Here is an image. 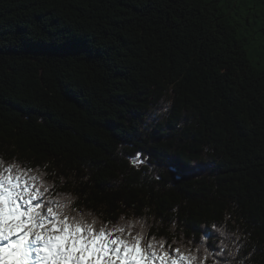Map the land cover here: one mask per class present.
<instances>
[{
  "label": "trees",
  "instance_id": "1",
  "mask_svg": "<svg viewBox=\"0 0 264 264\" xmlns=\"http://www.w3.org/2000/svg\"><path fill=\"white\" fill-rule=\"evenodd\" d=\"M0 160L195 264H264V0H0Z\"/></svg>",
  "mask_w": 264,
  "mask_h": 264
},
{
  "label": "snow or ice",
  "instance_id": "2",
  "mask_svg": "<svg viewBox=\"0 0 264 264\" xmlns=\"http://www.w3.org/2000/svg\"><path fill=\"white\" fill-rule=\"evenodd\" d=\"M236 56L246 59L244 50ZM49 191L31 170L0 163V264H194L197 259L179 249L173 258L163 241L146 240L130 223L97 227L71 201L46 199ZM249 258L233 264H247Z\"/></svg>",
  "mask_w": 264,
  "mask_h": 264
},
{
  "label": "rangeland",
  "instance_id": "3",
  "mask_svg": "<svg viewBox=\"0 0 264 264\" xmlns=\"http://www.w3.org/2000/svg\"><path fill=\"white\" fill-rule=\"evenodd\" d=\"M141 162L142 163H145L146 161H145V159L143 158V159H141ZM0 163H2L3 164V166H8V165H6L4 162H1L0 161ZM42 182H43V184L46 186V187H48L47 186V183H46V181L45 180H43L42 179ZM49 188V187H48ZM51 189V188H50ZM53 192V190L51 189V191H49L48 193H47V195H46V197H48V196H51V193ZM82 214H90V213H88V212H81ZM92 215V214H91ZM86 216V215H85ZM93 216V215H92ZM86 218H88L89 220H92V219H95V221H96V226L97 227H100L101 225H107L108 227H112V226H122V224L123 223H117V222H114V223H108V224H106V223H102V222H100V220H98V219H96V218H92V217H89V216H86ZM141 230H143V232L144 233H146L147 232V230H145V228H141V227H136V228H134L133 229V231H141ZM145 239L146 240H150V239H147L146 237H145ZM151 241H153V242H156V241H154V240H151ZM156 243H159V242H156ZM165 247V246H164ZM165 250L166 251H168L169 252V254L172 256L173 254H174V248H172V247H165ZM196 249H192V251H195ZM185 251H189V249L188 248H183V249H180V252L181 253H185ZM184 255H187V254H184Z\"/></svg>",
  "mask_w": 264,
  "mask_h": 264
},
{
  "label": "bare ground",
  "instance_id": "4",
  "mask_svg": "<svg viewBox=\"0 0 264 264\" xmlns=\"http://www.w3.org/2000/svg\"><path fill=\"white\" fill-rule=\"evenodd\" d=\"M44 18V17H43ZM24 23V22H23ZM11 24V23H10ZM10 28V27H9ZM7 34V33H6ZM73 39V38H72ZM53 46V45H52Z\"/></svg>",
  "mask_w": 264,
  "mask_h": 264
}]
</instances>
